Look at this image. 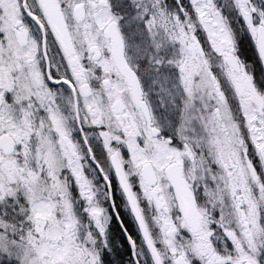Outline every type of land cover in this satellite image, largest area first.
Returning <instances> with one entry per match:
<instances>
[{"label": "snow or ice", "instance_id": "6c2138e0", "mask_svg": "<svg viewBox=\"0 0 264 264\" xmlns=\"http://www.w3.org/2000/svg\"><path fill=\"white\" fill-rule=\"evenodd\" d=\"M0 264H264V0H0Z\"/></svg>", "mask_w": 264, "mask_h": 264}]
</instances>
